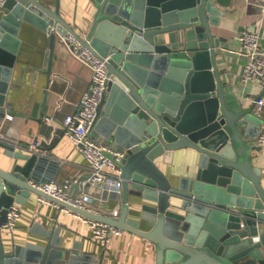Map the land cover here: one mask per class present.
Here are the masks:
<instances>
[{
	"label": "water",
	"instance_id": "1",
	"mask_svg": "<svg viewBox=\"0 0 264 264\" xmlns=\"http://www.w3.org/2000/svg\"><path fill=\"white\" fill-rule=\"evenodd\" d=\"M45 1L3 4L0 107L6 104L23 22L49 34V74L59 35L71 33L110 56L111 78L92 135L102 134L124 152L121 209L118 215L91 211L38 188L40 152L18 150L14 138L0 134L7 156L23 161L0 166V223L12 205L35 192L148 239L156 264H264V168L255 164L264 118L252 106L229 107L217 58L226 38L216 29L232 0H92L95 21L85 34L66 20L59 0L55 8ZM185 148L196 152L194 166L173 181L162 164H172ZM86 178H77L71 194L77 195ZM60 232L59 226L45 228L40 232L45 240L24 243L14 235L5 243L0 233V264L102 263L77 242L65 246Z\"/></svg>",
	"mask_w": 264,
	"mask_h": 264
},
{
	"label": "crops",
	"instance_id": "2",
	"mask_svg": "<svg viewBox=\"0 0 264 264\" xmlns=\"http://www.w3.org/2000/svg\"><path fill=\"white\" fill-rule=\"evenodd\" d=\"M59 1L60 11L66 20L79 32L87 33L95 21L93 1ZM45 2L55 8L58 0ZM227 11L216 34L226 38L217 48V58L223 70L228 105L230 108L252 106L264 118V104L257 110L256 101L260 95L264 98V85L257 81H244L246 58L238 38V32L243 28L255 30L260 33L264 46V6L255 0H232ZM2 14L0 9V16ZM19 37L21 41L6 104L0 107L6 112L5 116H0V130L14 138L17 149L23 151L30 150L34 136L41 138L40 155L43 160L40 171L42 179L39 182L55 180L62 183L69 180L71 188L78 177L85 175L87 178L82 181L77 194L93 195V204L98 211L112 214L115 209L120 210L122 197H115L110 191L88 183L91 173L88 161L63 127L65 117L80 108L82 96L91 82V67L77 56L73 45L59 35L49 74V34L31 23L23 22ZM47 116H52L53 120L48 121ZM262 129L264 122L260 131ZM97 137L106 141L100 133ZM255 153V164L264 168V145ZM195 154L191 148L177 151L171 159L172 164H162V167L173 181H177L179 176L190 174ZM9 162L15 164L23 161L7 156L6 149L0 147V166L8 168ZM15 204L20 207L21 217L15 229L4 227L0 230L5 243L13 235L19 243L39 241L43 239L40 234L43 229L59 226L65 246L77 242L81 250L101 258V264H156L153 244L131 231L123 230L115 234L107 245H103L94 237L90 221L55 202L42 201L35 192L25 202Z\"/></svg>",
	"mask_w": 264,
	"mask_h": 264
},
{
	"label": "built area",
	"instance_id": "3",
	"mask_svg": "<svg viewBox=\"0 0 264 264\" xmlns=\"http://www.w3.org/2000/svg\"><path fill=\"white\" fill-rule=\"evenodd\" d=\"M264 6V0H255ZM5 0H0L2 9ZM238 38L242 44V52L246 58L243 70V79L246 83L257 81L264 85V46L261 43L260 33L255 30L243 28L238 32ZM66 41L73 45L78 57H80L92 69V78L89 88L84 92L80 102V108L76 113L68 114L64 119V131L73 139L77 147L86 157L91 175L88 183L110 191L115 197L121 198L123 193V176L120 158L124 152L116 150L106 141L92 135V130L97 118V107L101 102L104 92L107 90L111 74L108 68L110 56H103L94 49L83 45L73 34L64 36ZM257 110L262 108L264 98L259 97ZM48 121H52V116H47ZM1 125V121H0ZM1 135H7L0 130ZM257 143L264 145V129L257 136ZM41 138L37 135L32 138L30 149L40 152ZM36 186L45 192L61 198L75 206L86 208L91 211H98L93 202L95 197L90 193L73 195L70 192L71 182H49L35 183ZM42 201H50L49 198L41 196ZM61 206L59 203H56ZM68 209L67 207L61 206ZM70 210V209H69ZM119 209L113 211L118 215ZM77 213V212H76ZM81 218L90 221L94 237L103 245H107L115 234L123 229L103 221L94 220L77 213ZM21 217L20 207L12 205L7 211V219L0 223L2 228L15 229Z\"/></svg>",
	"mask_w": 264,
	"mask_h": 264
}]
</instances>
